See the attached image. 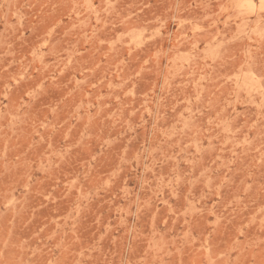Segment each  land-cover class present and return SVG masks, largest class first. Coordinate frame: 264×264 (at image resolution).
Wrapping results in <instances>:
<instances>
[{"label":"rangeland","instance_id":"1","mask_svg":"<svg viewBox=\"0 0 264 264\" xmlns=\"http://www.w3.org/2000/svg\"><path fill=\"white\" fill-rule=\"evenodd\" d=\"M0 264H264V0H0Z\"/></svg>","mask_w":264,"mask_h":264}]
</instances>
